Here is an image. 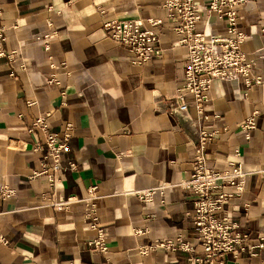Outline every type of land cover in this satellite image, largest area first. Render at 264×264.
Here are the masks:
<instances>
[{
	"label": "crops",
	"instance_id": "1",
	"mask_svg": "<svg viewBox=\"0 0 264 264\" xmlns=\"http://www.w3.org/2000/svg\"><path fill=\"white\" fill-rule=\"evenodd\" d=\"M165 1L0 0L6 54L0 58V189L15 192L0 199V227L9 240L0 246V264H196L190 259L203 252L193 228L195 198L181 184L192 174L202 130L214 133L204 146L207 166L222 172L235 164L245 173L241 193L223 188L232 197L218 218L253 244L264 243V83L247 90L242 82L215 81L203 113L192 106L179 113L172 98L187 50L174 46L178 23L167 18ZM194 2L201 8L208 0ZM111 20H137L156 31L161 57L133 65L129 50L103 29ZM149 20L162 23L151 28ZM225 27L204 12L196 31L223 37ZM238 28L246 35L242 51L257 64L251 75L264 80V58L256 53L264 48V0H247ZM252 115L256 126L246 140L239 125ZM38 118L47 132L34 127ZM50 133L69 136L54 186L33 175L43 161L52 162L45 146ZM153 190L150 201L136 195ZM97 228L106 233L105 253L88 246ZM177 236L190 252L139 253ZM225 261L264 264V249L228 254Z\"/></svg>",
	"mask_w": 264,
	"mask_h": 264
},
{
	"label": "built area",
	"instance_id": "2",
	"mask_svg": "<svg viewBox=\"0 0 264 264\" xmlns=\"http://www.w3.org/2000/svg\"><path fill=\"white\" fill-rule=\"evenodd\" d=\"M247 3V0H208L199 8L194 0H166L163 8L167 11V18L174 20L178 26L174 28L176 35V47H184L187 50L188 64L185 68L184 79L176 95L172 98L179 113H185L188 107L195 108L198 114L204 112V107L209 101L211 85L215 81L237 83L242 82L245 89L259 86L264 83L260 76H253L252 71L257 68L256 61L249 59L242 51L241 46L246 40V35L238 28V12ZM207 13L217 20L226 23V34L223 37L206 35L205 32H197L196 26L201 21L202 13ZM151 28L160 26L161 20H149ZM103 29L107 36L116 44L126 47L133 55V65H143L146 62L160 58L163 50L160 46L159 35L152 29H147L137 20H111L103 22ZM5 29L1 24L0 15V58L5 57L3 43ZM264 35V31H263ZM256 53H261L264 58V48ZM43 132L48 131L44 118H38L33 124ZM255 116L244 120L239 128L245 132V139L249 140V132L255 129ZM68 127L66 130L68 131ZM202 130L199 138V148L193 162V171L190 178L181 184V188L190 192L195 198L193 202V228L202 248L203 256L193 258L196 264H226L225 257L228 254L237 255L248 253L252 255L254 249H264V243L255 245L247 235L240 234L238 226L221 220L218 216L223 212L225 204L232 195L223 192L225 186L234 187L237 194L243 190L245 173L239 165L230 164L222 171L217 172L207 166L204 154L205 144L213 137ZM68 134L62 138L50 133L45 138L47 158L52 161L41 163L40 172L34 173V177L46 176L51 186L55 184V173L60 167V160L68 151ZM36 148L35 150H38ZM237 154V152H236ZM74 170V166L71 167ZM155 191L137 192V197L143 201H150ZM15 195L13 190L0 189V199H10ZM90 208L93 210L95 200L93 189L89 190ZM75 200L59 202L56 207L62 208ZM85 217L91 218V213ZM95 228V226H93ZM263 241V239H262ZM106 233L97 228L96 238L88 242V246L95 251L105 253ZM0 246H9V240L3 235L0 227ZM163 249L165 251L190 252L189 244L184 243L181 236L174 240H164L154 246L139 248L141 255L149 251Z\"/></svg>",
	"mask_w": 264,
	"mask_h": 264
}]
</instances>
